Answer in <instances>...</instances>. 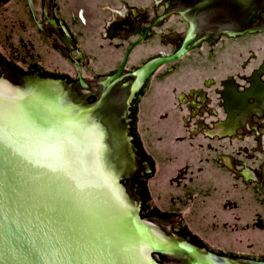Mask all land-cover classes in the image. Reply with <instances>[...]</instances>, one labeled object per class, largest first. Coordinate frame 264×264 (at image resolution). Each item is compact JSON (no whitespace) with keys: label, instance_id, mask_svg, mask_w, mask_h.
<instances>
[{"label":"water","instance_id":"1","mask_svg":"<svg viewBox=\"0 0 264 264\" xmlns=\"http://www.w3.org/2000/svg\"><path fill=\"white\" fill-rule=\"evenodd\" d=\"M190 22L212 35L194 49ZM227 78L228 119L211 91L223 122L192 137L203 92L188 116L178 95ZM0 97L10 124L67 133L36 155L5 131L0 264H185L151 256L173 237L228 258L183 243L192 264H264V0H0Z\"/></svg>","mask_w":264,"mask_h":264},{"label":"flooded vegetation","instance_id":"2","mask_svg":"<svg viewBox=\"0 0 264 264\" xmlns=\"http://www.w3.org/2000/svg\"><path fill=\"white\" fill-rule=\"evenodd\" d=\"M163 2V1H162ZM180 15H183V14H180ZM189 25H191V27H192V34L194 35V39L192 40V42L189 44V46L188 47H190V46H192V45H194L193 46V48L192 49H194L195 47H197L202 41H205V40H207L208 38H211L212 37V35H207L206 37H203V38H198L197 37V33H196V28H195V26L190 22V23H188V26ZM188 30H189V27H188V29H187V31L183 34V39H182V41H181V44H180V46L178 47V49L181 47V45H182V43H183V41H184V39H185V37L187 36V33H188ZM217 35H227V32H225V31H219L218 33H217ZM177 49V50H178ZM191 49V50H192ZM176 50V51H177ZM190 50V51H191ZM175 51V52H176ZM189 51V52H190ZM148 62V61H147ZM144 65V64H143ZM77 66H79V65H77ZM80 67V66H79ZM119 69V68H118ZM117 69V70H118ZM116 70V71H117ZM115 71V72H116ZM124 72V71H123ZM81 74V72H80V70H78V72H77V83H78V85L79 86H81V87H83V88H87V86L85 85V83H84V81L82 80V79H80L79 78V75ZM114 74V73H113ZM112 74V75H113ZM153 74V73H152ZM151 74V75H152ZM122 75L124 76L122 79H124L125 77H131V78H133L132 76H131V73H129V74H127V75H125V74H123L122 73ZM111 76V75H110ZM107 77H109V76H106L105 78H107ZM151 77V76H150ZM149 77V78H150ZM105 78H103L102 79V81L105 79ZM149 78L145 81V83L149 80ZM122 79L120 80V81H122ZM230 79H232V78H227V79H225V80H223V81H219V86H220V89H213V87L214 86H216V82H215V80H213V79H207V80H205V81H203L202 83H201V87L200 88H195V89H190V90H188L186 93H180L179 95H178V97H177V102H179L178 104H180L181 106L183 105V106H185V109H186V112H187V115L186 116H188V113H190V110H189V108L191 107L190 105H188V103H185V99H180L181 98V95L182 94H185V95H187V97H188V99H191L192 97H191V90H201L202 92H203V98L202 97H200V96H198V97H196V100L197 101H199L200 103L202 102V100H204V103L202 104L203 106L199 109V112H200V116L199 117H197L198 119H200V121L203 123V125H204V127H205V129H201V127H199V125L197 124V121H191V122H193L194 123V130H193V133H191V136L192 137H195V136H197L198 134H200V133H202V135L203 136H205L206 138H209V139H213L212 137H210L209 135H207V131L208 130H211V131H213L215 128H216V125H219V124H221V122H223V121H226L227 119H228V116H227V114H226V112H225V110H224V108L221 106L222 104H223V102H221L220 101V92H221V89H223V86H224V83L225 82H229V80ZM233 80V79H232ZM248 80V79H247ZM119 81V82H120ZM234 82V81H233ZM145 83L142 85V87H141V89L140 90H142V88L144 87V85H145ZM248 83V82H247ZM115 84H117V83H115ZM115 84H113V85H110V86H107V87H105V86H103L102 84L100 85L101 87H104V88H108V87H111V86H114ZM237 86V85H236ZM238 87V86H237ZM212 89V90H211ZM139 90V91H140ZM196 90V91H197ZM211 91H213L217 96H218V98H219V101L217 102V104H216V107H222L223 108V110L221 111V114H223V116H224V118H223V121L221 120V121H218V122H216V124H214V126H212L211 124H209L208 123V121H206V117L207 116H209V117H211V116H216V114H215V112L213 111V98L211 97L212 95H211ZM137 95V94H136ZM193 99V98H192ZM181 101H182V103H181ZM184 102V103H183ZM204 116V119L203 120H201V118ZM253 116H258V114H254ZM241 120V119H240ZM240 120H239V122H238V124H237V129H236V134L234 135V137H236L237 139H241L242 137H241V135H239L238 134V131L240 130ZM186 124V123H185ZM188 124V123H187ZM250 131H252L253 133H256V135H258V132H257V130H256V127L254 126V127H251V129H250ZM233 138V137H232ZM263 145H264V142L262 143ZM243 149V152L244 153H247L246 152V148L245 147H242ZM227 156V155H226ZM230 157V156H229ZM232 159V158H231ZM233 160V159H232ZM216 161V160H215ZM233 164H234V161H233ZM240 164V163H239ZM221 166H223V167H225L224 165H222L221 164ZM235 167V166H234ZM243 168H241L240 169V171L241 172H243V171H245V170H247L246 168L244 169V165L242 166ZM227 169V168H226ZM231 172V171H230ZM250 172V171H249ZM231 173H233V172H231ZM251 173V172H250ZM233 174H235V173H233ZM252 174V173H251ZM238 178H240V176H238L237 174H235ZM252 175H254V174H252ZM254 177V176H253ZM241 179V178H240ZM242 181H243V183H248V182H246L244 179H241ZM250 181H253L252 180V177H251V180ZM249 181V182H250ZM138 214V213H137ZM139 217H140V215H139ZM140 219L141 220H143V221H147V220H145V219H142L141 217H140ZM173 239L174 240H172L170 243H168V245H167V247H166V249H170L171 248V250L169 251V252H155V251H152V253H151V256H152V254H156V255H160V256H168V257H174V258H176L177 257V255H179V254H183V255H186L188 258H189V261H187L185 264H192V262H194V256L192 255V254H190L188 251H186V250H184V249H182L181 247H180V245L181 244H183V243H187V244H189V245H191V246H193V247H195L200 253H202V254H207V253H212V254H214V255H216V256H219V257H223V258H227V257H224V256H222V255H219V254H217V253H214V252H210V251H205V250H202V249H200V248H198L197 246H196V244H195V242H193V241H188V240H176L177 238L176 237H173ZM176 240V241H175ZM228 259V258H227ZM230 260V259H229ZM151 261L154 263V264H158L157 262H155V261H153L152 260V257H151ZM230 261H232V260H230ZM238 261V263L239 264H243V262H250V261H255V260H252V259H242V260H237ZM259 262V261H258ZM262 262V261H261Z\"/></svg>","mask_w":264,"mask_h":264},{"label":"snow or ice","instance_id":"3","mask_svg":"<svg viewBox=\"0 0 264 264\" xmlns=\"http://www.w3.org/2000/svg\"><path fill=\"white\" fill-rule=\"evenodd\" d=\"M3 105V98L0 97V152L5 150L4 134L5 131H7L9 134L14 133L17 135L20 138L19 142L29 145L36 155L48 154L52 149L59 146H63L62 150L67 154V133L63 128L56 127L55 129H48L24 120H20L15 125H12L4 115ZM25 137H27V139H24ZM9 151L11 150L9 149ZM43 171L46 175H50L54 178H64L63 172L57 171L49 173L47 169ZM69 186L73 190V195L80 198L95 192L94 189L88 188L76 190L73 184Z\"/></svg>","mask_w":264,"mask_h":264}]
</instances>
